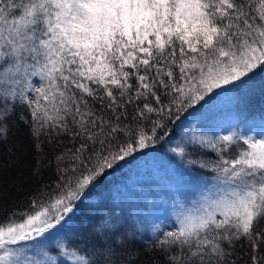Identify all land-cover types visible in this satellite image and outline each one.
<instances>
[{"label": "snow or ice", "instance_id": "snow-or-ice-1", "mask_svg": "<svg viewBox=\"0 0 264 264\" xmlns=\"http://www.w3.org/2000/svg\"><path fill=\"white\" fill-rule=\"evenodd\" d=\"M257 75L264 0H0V146L14 122L31 141L0 152V264H264V118L215 138L189 121ZM159 142L214 190L143 252L111 212L78 230L89 194ZM29 151L33 176L53 160L55 175L11 202Z\"/></svg>", "mask_w": 264, "mask_h": 264}, {"label": "trees", "instance_id": "trees-1", "mask_svg": "<svg viewBox=\"0 0 264 264\" xmlns=\"http://www.w3.org/2000/svg\"><path fill=\"white\" fill-rule=\"evenodd\" d=\"M36 79L38 82V78ZM251 83L253 85L252 90L238 105L230 102L227 97H222L219 100L213 101L212 105L206 106L204 109H197L189 118V121L194 120L193 123H199V131L212 138H215L217 135L228 134L233 130H242L247 123L250 126L258 124L264 118V75H257ZM240 104L242 106H239ZM228 108L235 110L230 122L225 116V113L230 111ZM217 121H223L227 124L220 127ZM178 131L181 130L178 129ZM14 143H25L29 147L31 145V141L27 137V129L23 124L14 122L13 135L8 145L0 146V152H4L5 148L12 147ZM158 152L166 155L172 164L184 168L183 173L189 177H202L203 175L205 176L204 179H208V177L214 175L209 169H202L198 165H189L185 160L174 156L169 151L167 142H159L149 149L144 150L143 154L138 155L135 160L130 161V163L110 173L104 182L99 184L89 194L88 201L84 205H81L76 212L73 221L75 227L78 230H91L105 213H116L112 208V205L117 202L113 197L112 188L114 190L118 189L121 183L126 181L128 173L131 174L130 171L134 166L143 161L142 159L146 160L151 154ZM190 158H196L201 161L214 160L215 153L211 149H196ZM32 165L33 156L31 151H29L25 160L13 168L5 177L4 194L10 198L11 202H15L17 199L22 201L28 193L36 190L38 186L52 181L56 172L54 160L50 165L45 166L41 170L39 176L32 175ZM131 175L133 176V174ZM21 183L23 184V190L17 191L13 185L19 186ZM118 222L121 224L122 232L131 231L136 233V238L132 240L131 247L141 252L150 248L151 241L155 239V235L160 234V231L174 230L177 226L176 220L166 223L160 220L155 213H147L146 216L143 214V216L139 217L137 214L133 217L128 215L126 218H122L121 216ZM157 228L160 231H157Z\"/></svg>", "mask_w": 264, "mask_h": 264}, {"label": "rangeland", "instance_id": "rangeland-1", "mask_svg": "<svg viewBox=\"0 0 264 264\" xmlns=\"http://www.w3.org/2000/svg\"><path fill=\"white\" fill-rule=\"evenodd\" d=\"M234 111L230 109L225 113L229 122ZM217 122L220 127L227 124L223 121ZM251 126L247 123L243 129ZM142 160L131 169L133 176L128 173L126 181L121 183L118 189L112 188L113 197L117 202L112 205L116 213H111L117 219L121 216L126 218L128 215L133 217L137 214L139 217L155 213L160 220L172 222L182 212L191 210L194 201L200 202L203 196L214 190L213 185L216 182L212 179L213 175L208 179H204L203 175L189 177L183 173L184 168L172 164L161 152L151 154L146 160ZM108 214L109 212L104 216Z\"/></svg>", "mask_w": 264, "mask_h": 264}]
</instances>
